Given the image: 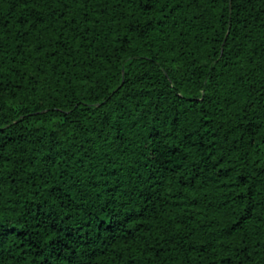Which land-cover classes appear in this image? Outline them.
<instances>
[{
	"label": "trees",
	"instance_id": "1",
	"mask_svg": "<svg viewBox=\"0 0 264 264\" xmlns=\"http://www.w3.org/2000/svg\"><path fill=\"white\" fill-rule=\"evenodd\" d=\"M0 264H264V0H0Z\"/></svg>",
	"mask_w": 264,
	"mask_h": 264
},
{
	"label": "snow or ice",
	"instance_id": "2",
	"mask_svg": "<svg viewBox=\"0 0 264 264\" xmlns=\"http://www.w3.org/2000/svg\"><path fill=\"white\" fill-rule=\"evenodd\" d=\"M234 230V229H233ZM231 233L230 232H228V233H225V235H230Z\"/></svg>",
	"mask_w": 264,
	"mask_h": 264
}]
</instances>
